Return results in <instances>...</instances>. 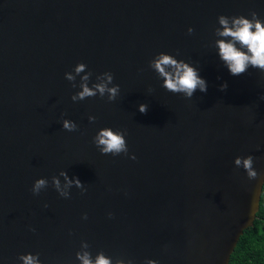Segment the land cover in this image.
Masks as SVG:
<instances>
[{
    "label": "water",
    "instance_id": "water-1",
    "mask_svg": "<svg viewBox=\"0 0 264 264\" xmlns=\"http://www.w3.org/2000/svg\"><path fill=\"white\" fill-rule=\"evenodd\" d=\"M252 11L264 20V0H0V264H79L81 241L133 264H229L264 184V73L231 75L214 30ZM158 53L197 68L207 91L165 90L149 67ZM78 63L89 86L111 72L117 98L73 102L79 76L74 88L64 74ZM104 127L126 132L127 155L99 152ZM248 155L252 181L233 163ZM60 171L84 191L60 197ZM38 178L49 186L33 195Z\"/></svg>",
    "mask_w": 264,
    "mask_h": 264
},
{
    "label": "clouds",
    "instance_id": "clouds-1",
    "mask_svg": "<svg viewBox=\"0 0 264 264\" xmlns=\"http://www.w3.org/2000/svg\"><path fill=\"white\" fill-rule=\"evenodd\" d=\"M250 18L239 16L219 15L217 22L219 27L214 30V35L218 37L214 46L217 49L219 59L223 62L228 72L233 76H239L255 68L264 73V20L258 18L255 11L249 13ZM193 28L187 29L188 34H192ZM84 63L75 65L71 72H65L64 78L71 82L72 87H77L76 78L79 76V91L70 97L73 102L83 101L86 98L99 96L107 97V101L111 102L117 98L120 93V87L113 83V74L111 72H103L96 76V82L89 86L92 73L86 70ZM149 67L154 70L158 79L162 80V87L174 94H182L185 98H192L194 93L199 90L204 93L207 91V82L201 78L198 69L178 60L172 55L158 53L149 61ZM83 73V75H81ZM227 82L219 86L220 91L226 90ZM151 91V89H149ZM264 100V96H261ZM146 104L138 105L140 113H146ZM90 123H94L96 117L88 116ZM62 128L68 132L77 130L75 122L69 119L61 121ZM126 132L121 130H113L109 127L99 129L93 137V144L102 155L119 156L128 154L127 141L125 139ZM130 159H136L134 155L129 156ZM254 158L252 155L246 157L237 156L233 163L235 167L242 168L246 173L247 179L252 181L258 178V172L253 167ZM59 177L63 178V183L57 176L51 177V187L59 194L60 197L69 198L70 189L75 186L77 189L84 191L81 181L73 176L69 178L66 171H60ZM49 186V180L46 178L36 179L30 191L33 195H38L42 190ZM48 207L47 204L44 205ZM109 218L112 214L109 213ZM82 219H87L84 214ZM35 231V229H30ZM89 244L81 241L80 250L75 253V258L79 264H133L131 259L123 257L106 256L103 251H98L93 257L89 251ZM21 264H41L39 253L22 254L18 256ZM145 264H157V261L148 259Z\"/></svg>",
    "mask_w": 264,
    "mask_h": 264
},
{
    "label": "trees",
    "instance_id": "trees-1",
    "mask_svg": "<svg viewBox=\"0 0 264 264\" xmlns=\"http://www.w3.org/2000/svg\"><path fill=\"white\" fill-rule=\"evenodd\" d=\"M229 264H264V184L253 226L239 238Z\"/></svg>",
    "mask_w": 264,
    "mask_h": 264
}]
</instances>
